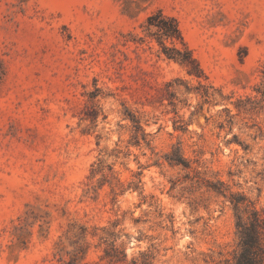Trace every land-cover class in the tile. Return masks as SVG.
Masks as SVG:
<instances>
[{
  "label": "rangeland",
  "instance_id": "1",
  "mask_svg": "<svg viewBox=\"0 0 264 264\" xmlns=\"http://www.w3.org/2000/svg\"><path fill=\"white\" fill-rule=\"evenodd\" d=\"M263 69L264 0H0V264L233 260L231 195L264 210Z\"/></svg>",
  "mask_w": 264,
  "mask_h": 264
},
{
  "label": "trees",
  "instance_id": "2",
  "mask_svg": "<svg viewBox=\"0 0 264 264\" xmlns=\"http://www.w3.org/2000/svg\"><path fill=\"white\" fill-rule=\"evenodd\" d=\"M153 27H156V31H152ZM146 30L156 35L163 47V52L169 58L185 64L189 73L198 76L204 73L197 58L194 57L192 50L186 44L175 17L167 16L162 12L152 14L148 17ZM166 39L181 41L183 49L176 45L167 46L165 43ZM132 119L135 122L137 132L135 143L139 144L144 141L147 145H150V140L147 139V134L144 132L139 120L134 117ZM166 158L171 164L189 165L178 147L172 153H168ZM231 202L235 209L239 242L234 259H227L224 264H264V210L256 209L242 194H232ZM105 256L109 257L113 262L126 260V253L114 241L108 242V247L105 248Z\"/></svg>",
  "mask_w": 264,
  "mask_h": 264
}]
</instances>
